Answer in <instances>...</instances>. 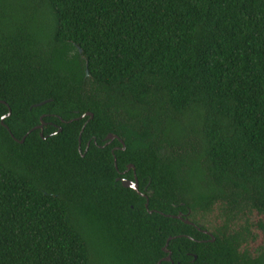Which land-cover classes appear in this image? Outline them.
I'll return each mask as SVG.
<instances>
[{
    "label": "trees",
    "instance_id": "1",
    "mask_svg": "<svg viewBox=\"0 0 264 264\" xmlns=\"http://www.w3.org/2000/svg\"><path fill=\"white\" fill-rule=\"evenodd\" d=\"M8 111L0 264H264V0H0Z\"/></svg>",
    "mask_w": 264,
    "mask_h": 264
},
{
    "label": "water",
    "instance_id": "2",
    "mask_svg": "<svg viewBox=\"0 0 264 264\" xmlns=\"http://www.w3.org/2000/svg\"><path fill=\"white\" fill-rule=\"evenodd\" d=\"M86 75H87V72H86ZM43 103H44V102H41V103L36 104V105H34V106H39V105H42ZM9 115H10V111H8V113H7L5 116H3V117L1 118V121H0V124H1L4 128H6V129H7V127L3 124V119H4L5 117L9 116ZM85 115H88L90 118H92V114H90V113H85L84 115H81L80 118L83 117V116H85ZM70 121H71V120H70ZM70 121H69V122H70ZM83 127H84V125L82 126L81 130L83 129ZM41 128H42V120H41V118H40V123H39V125L36 126V127H34L33 129H41ZM33 129H32V130H33ZM30 131H31V130H30ZM30 131H29V132H30ZM29 132H28V133H29ZM23 139H24V137H23L19 142H20V143L23 142ZM114 139L118 140V141L120 142V144L122 145V148H121V149H124L123 142H122V141H121L116 135H114V134H108V135L104 138V140L106 141V144L112 142ZM78 141H79V140H78ZM111 153H112V156H113L114 166H115V168H116L115 157H114V155H113L114 151H112ZM121 185H122V187H124V188H130V189L134 190L138 195L143 196V195L138 191V187H137L136 179L133 180V181L121 180ZM144 206H145V208L147 209V199H146V202H145V205H144ZM149 213H151V212L149 211ZM183 216H185V215L179 213L178 215H176V216H172V217H173V218H176V219H179V220L182 221L184 224H187V225L191 224V223H190L187 219H185ZM201 232H202L203 234H206V235L210 236V241H213V240H214L213 237H212L209 233H207L206 231H201ZM170 239H171V238H168V239L166 240L165 246L162 248V251H163L164 253L167 254V256H166L165 258L162 259V260H164V261H168V260H170V252L166 249L167 244H168V241H169ZM157 264H160V261H159Z\"/></svg>",
    "mask_w": 264,
    "mask_h": 264
},
{
    "label": "flooded vegetation",
    "instance_id": "3",
    "mask_svg": "<svg viewBox=\"0 0 264 264\" xmlns=\"http://www.w3.org/2000/svg\"><path fill=\"white\" fill-rule=\"evenodd\" d=\"M41 118V120H42V116L40 117ZM40 118H39V123H40ZM62 122H64V121H62ZM48 125H51V127H55V125H53L51 122H44V121H42V128L41 129H38V130H40V131H43L44 129H47V128H49L48 127ZM38 126V125H37ZM61 130V128L60 127H58V131H60ZM54 133V132H53ZM40 136H41V133L39 134ZM78 142H79V144H80V138H78ZM93 140V139H92ZM115 141H117L118 143H120L118 140H116V139H114ZM93 142L95 143V140H93ZM113 142V141H112ZM111 143V142H110ZM110 143H108V144H110ZM88 145H89V142L87 141L86 142V147L84 148V152H86V150H87V148H88ZM105 145H107L106 144V142L104 143V145H102L101 147H104ZM80 147L78 146V150H80L79 149ZM122 147H117V146H115V147H113L110 151L112 152V151H116V150H119V151H124L125 150V148L124 149H121ZM112 154V153H111ZM114 168H115V166H114ZM115 171H116V174H117V176L114 178V182H118L119 184H121V180H126V181H133V180H135L136 179V182H137V187H138V179H137V175H136V172H135V168L131 165V164H125L124 165V169L123 170H121V171H119L118 169H117V167L115 168ZM141 181H143V180H141ZM122 186V185H121ZM138 191H139V189H138ZM142 191L145 193L146 192V186H144L143 188H142ZM141 193L143 196H141V195H139V196H141V197H143L145 200L147 199L146 198V195L144 194V193ZM145 205V204H144ZM145 207V206H144ZM146 209V208H145ZM149 212V211H148ZM151 212V211H150ZM180 212H178V214H179ZM178 214H176V215H178ZM176 215H168L170 218H173L172 216H176ZM184 218L186 217V216H183ZM190 226H193V227H195V225H193L192 223L191 224H189ZM196 228V227H195ZM188 237V236H187ZM160 261H164V260H160ZM165 262H168L169 264H173V262H172V260L170 259V260H168V261H165Z\"/></svg>",
    "mask_w": 264,
    "mask_h": 264
}]
</instances>
